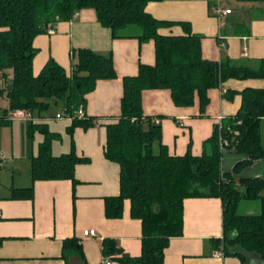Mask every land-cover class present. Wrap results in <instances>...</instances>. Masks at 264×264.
Segmentation results:
<instances>
[{
  "label": "trees",
  "instance_id": "obj_1",
  "mask_svg": "<svg viewBox=\"0 0 264 264\" xmlns=\"http://www.w3.org/2000/svg\"><path fill=\"white\" fill-rule=\"evenodd\" d=\"M151 1L160 0H0V77L4 81L0 94H5L9 102L0 112V125L10 121V112H45L50 100L62 101V112L76 114L80 108L85 110L87 95L99 80L117 79L112 54L90 48L73 51L75 61L70 72L50 59L38 74L34 73L33 60L38 52L35 38L60 22L71 21L81 10H94L113 39L153 41L155 63H140L136 75L123 78L120 114L105 124V157L120 166V194L105 198V215L110 219L122 217L128 199L131 216L142 223V250L140 255L132 256L108 237L102 242L103 256L111 264H164L171 239L183 235L184 200L214 197L222 201L223 236L213 238L212 243L225 254L241 257L244 264L248 254L259 257L264 264V178L243 175L246 168L264 157V88L246 87L224 93L227 100L240 95L241 105L236 113L221 118L215 125L199 155H194L191 148L183 155H172L163 143L160 123L145 115L142 105L145 90L167 89L176 106L191 107L198 101L204 113L211 89L230 79L264 80V58H205L203 36L193 33L188 22L155 18L146 9ZM172 25L182 26L185 33L159 32ZM71 121L70 129L87 130L97 123L96 118L86 114ZM44 129L47 135L52 134ZM49 136L32 159V178L75 182V167L89 159L74 151L54 155ZM223 143L224 148L243 156L230 172L224 171L222 165ZM14 194L16 198L31 199L33 187L15 188ZM255 200L260 203L259 213L239 212L243 201ZM63 257L67 264H88L76 237L64 240Z\"/></svg>",
  "mask_w": 264,
  "mask_h": 264
},
{
  "label": "crops",
  "instance_id": "obj_2",
  "mask_svg": "<svg viewBox=\"0 0 264 264\" xmlns=\"http://www.w3.org/2000/svg\"><path fill=\"white\" fill-rule=\"evenodd\" d=\"M146 9L159 20L188 22L193 33L203 36L202 51L207 59L264 58V2L160 0L149 2ZM218 9L230 13L218 16ZM159 32L185 33L180 25L162 27ZM34 45L38 49L33 60L35 74L50 59L70 72L73 51L90 48L112 54L118 77L99 80L87 95L85 114L97 119L92 128L70 129L71 120L55 119L60 112L54 116L38 112L19 116L14 111L9 113L10 121L0 125V264H67L63 242L72 237L80 240L88 264L105 262L102 242L108 237L125 252L138 256L142 250V223L131 216L130 201L125 200L122 217L110 219L105 215V198L120 194V166L105 157V124L120 114L123 78L136 75L140 63H155V44L140 43L136 38L113 39L111 31L97 20L95 11L83 9L71 21L58 23L53 32L37 36ZM3 86L0 77V88ZM246 87L264 88V80L230 79L211 89L210 103L204 113L198 101L191 107H178L169 90H145L143 111L160 123L163 143L172 155H183L189 148L199 155L203 141L212 135L215 125L221 118L236 113L241 105L240 95L227 100L224 93ZM0 97L7 99L5 94ZM32 123L43 126L32 127ZM43 129L52 134L47 135ZM262 135L264 145V121ZM47 136L54 155L74 151L77 156L89 159L88 163L75 167V182L32 178V159ZM240 159L232 155L223 157L224 171H232ZM243 175L264 178V157L246 168ZM30 186L33 187L31 199L14 197L15 188ZM90 229L96 231L95 236L84 235V230ZM222 236L221 199L186 198L183 235L171 239L164 264H244L241 257L225 254L212 243L213 238ZM247 257V264H263L253 254Z\"/></svg>",
  "mask_w": 264,
  "mask_h": 264
},
{
  "label": "rangeland",
  "instance_id": "obj_3",
  "mask_svg": "<svg viewBox=\"0 0 264 264\" xmlns=\"http://www.w3.org/2000/svg\"><path fill=\"white\" fill-rule=\"evenodd\" d=\"M137 30V29H135ZM73 61H75V59L73 58ZM57 102V103H56ZM8 105V101L5 97H0V111L4 110ZM63 109V102L62 101H56V100H50V107L47 111L43 112L44 115L46 114L47 116H54L56 115V112H60ZM56 120H59L57 118H55ZM63 120H68L67 118H63ZM223 151H224V155L223 157H227L228 155H232L234 157L238 158H243L242 155L235 153L234 151H230L227 148H224V146H222ZM156 152L158 151V147H155ZM239 212L241 214H248V215H252V214H257L260 212V203L259 201H244V203L240 206Z\"/></svg>",
  "mask_w": 264,
  "mask_h": 264
},
{
  "label": "built area",
  "instance_id": "obj_4",
  "mask_svg": "<svg viewBox=\"0 0 264 264\" xmlns=\"http://www.w3.org/2000/svg\"><path fill=\"white\" fill-rule=\"evenodd\" d=\"M217 15L218 16H221L223 14H226V13H230V10H225V11H221V10H217ZM49 32H53V30H49ZM27 112H25L24 110H17L16 111V115H19V116H23L25 115ZM85 116V111L80 108L76 114H66L64 112H61V113H58L57 114V118L58 119H63V118H67L69 120H72L74 117H79V118H83ZM226 143H223L222 146H224ZM84 235L85 236H95L96 235V231L93 230V229H90V230H84ZM105 263L106 264H111V262L109 260H105Z\"/></svg>",
  "mask_w": 264,
  "mask_h": 264
}]
</instances>
